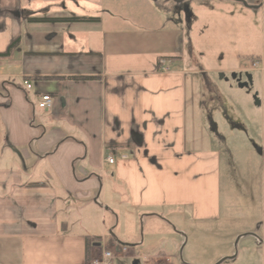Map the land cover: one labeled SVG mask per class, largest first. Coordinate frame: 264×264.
I'll list each match as a JSON object with an SVG mask.
<instances>
[{"label": "crops", "instance_id": "crops-1", "mask_svg": "<svg viewBox=\"0 0 264 264\" xmlns=\"http://www.w3.org/2000/svg\"><path fill=\"white\" fill-rule=\"evenodd\" d=\"M157 1L0 0V264H176L177 225L220 220L224 138L188 95L224 0Z\"/></svg>", "mask_w": 264, "mask_h": 264}, {"label": "rangeland", "instance_id": "rangeland-1", "mask_svg": "<svg viewBox=\"0 0 264 264\" xmlns=\"http://www.w3.org/2000/svg\"><path fill=\"white\" fill-rule=\"evenodd\" d=\"M254 2L259 5V0ZM153 5L162 18L173 11L169 0ZM185 5L187 12L200 13L204 7L199 3ZM204 9L210 19L198 46L205 53L204 61L211 65L210 72L199 77H210L213 83L199 86V98L195 99L191 92L188 97L206 111L217 134L224 138L219 148L223 152L222 213L217 222L177 225V231L182 230V243L174 251L176 264H264V137L260 132L264 120V15L243 5L235 9L225 0ZM242 67L249 69L247 74L222 71ZM232 75H236L235 80ZM246 75L251 76L252 84L240 89L239 83H248ZM192 85L195 91V83ZM260 101L263 108L257 107ZM207 125L211 128L208 121ZM140 227L139 239L143 233ZM153 246L150 255L159 249L170 251L167 245Z\"/></svg>", "mask_w": 264, "mask_h": 264}, {"label": "built area", "instance_id": "built-area-1", "mask_svg": "<svg viewBox=\"0 0 264 264\" xmlns=\"http://www.w3.org/2000/svg\"><path fill=\"white\" fill-rule=\"evenodd\" d=\"M257 64H254L253 66H256ZM162 72H165L167 71V69L164 67L161 69ZM23 85L25 87V89L29 90L31 88V84L29 82H23ZM38 108L41 109V110H49L51 109V106H52V99L49 95H43L38 104H37ZM107 162L112 164L113 163V160L112 159H107ZM111 260V253L110 252H105L103 253L102 255V259H94L92 260L91 264H108V261Z\"/></svg>", "mask_w": 264, "mask_h": 264}, {"label": "water", "instance_id": "water-1", "mask_svg": "<svg viewBox=\"0 0 264 264\" xmlns=\"http://www.w3.org/2000/svg\"><path fill=\"white\" fill-rule=\"evenodd\" d=\"M232 77L234 78V77H235V75H232ZM248 80L250 81V79H249V78H248ZM249 81H248V83L239 84V87H240V88L246 87V86L249 84Z\"/></svg>", "mask_w": 264, "mask_h": 264}]
</instances>
